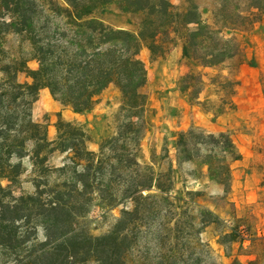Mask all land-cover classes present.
I'll return each instance as SVG.
<instances>
[{"label": "trees", "instance_id": "obj_1", "mask_svg": "<svg viewBox=\"0 0 264 264\" xmlns=\"http://www.w3.org/2000/svg\"><path fill=\"white\" fill-rule=\"evenodd\" d=\"M61 1L0 0V179L9 182L5 190L0 186V249L11 257L3 264H111L120 240L126 239L127 254L153 223L157 225L151 235L159 243L156 249H162L153 257L158 264H218L212 250L199 239L200 229L218 222V216L195 201L198 192L175 191L172 161L165 170H156L153 162L138 161L145 125V97L140 89L146 82L138 54L145 47L152 56L163 57L180 44L181 56L189 64L203 70L220 68L213 75L189 69L176 81L177 90L190 100L198 101L207 92L204 102L220 116L233 109L238 83L221 71L242 64L239 42L223 37L204 22L194 3L177 11L168 0H120V10L141 15L138 31L133 33L114 29L92 15L113 0ZM255 8L258 6H251ZM219 21L230 29L253 24L241 15L220 14ZM8 30L30 43L37 70H29L23 60L4 61L1 35ZM19 73H25L31 82L19 83ZM109 85L121 93L123 120L116 136L104 140L98 153L86 148L87 136L82 129L58 121L57 139L49 141L45 126L31 119L30 111L41 89H48L56 102L74 113H83ZM212 95L214 100L209 98ZM26 144H30V151ZM175 151L177 164L205 167L209 180L223 187L230 182L231 162L240 158L227 133H205L197 128L177 135ZM55 152L69 153V164L51 166ZM24 156L32 164L35 190L29 196L12 198L10 188L17 184L20 172L9 159ZM54 170L70 173L75 181L49 185L47 178ZM116 173L125 178L120 192L112 188L109 179ZM6 196L12 198L11 203L1 202ZM95 201L104 210L126 202L118 221L125 224L120 231L103 237L88 233L84 219ZM8 213L17 216L5 218ZM31 217L46 223L45 240L21 253L29 241L27 230L23 235L12 227L8 230L3 223L22 220L29 227ZM223 236L231 242L244 241L236 229ZM166 242L170 244L164 250ZM127 256L126 264L144 263L141 256L134 263Z\"/></svg>", "mask_w": 264, "mask_h": 264}, {"label": "rangeland", "instance_id": "obj_2", "mask_svg": "<svg viewBox=\"0 0 264 264\" xmlns=\"http://www.w3.org/2000/svg\"><path fill=\"white\" fill-rule=\"evenodd\" d=\"M168 2L177 11H184L190 3H194L204 22L220 31L223 37H234L239 42L243 62L239 66H228L221 71L224 75H231L238 86L233 97V109L215 116L209 109L210 104L204 102L208 96L207 92H203L198 101L190 100L177 90L176 81L189 69L213 75L220 72V68L203 70L189 64L181 56L180 44L163 57H154L143 47L138 58L144 66L146 76L145 85L140 89L145 97L143 112L145 125L140 139L138 161L148 165H152L153 162L156 170H165L172 161L175 191L182 194L184 191L198 192L195 201L218 216L219 221L202 227L199 235L201 243L212 250L218 264H264V0H168ZM119 5L120 0H113L103 11L97 9L92 15L114 29L136 33L141 15L120 10ZM254 5L258 6V9H251ZM220 14L249 17L253 24L241 29H230L219 21ZM1 46L5 62L23 60L29 70L38 69V63L32 56L31 45L24 37L8 30L1 35ZM17 81L24 84L30 83L31 79L25 73H19ZM209 98L214 100L216 97L212 95ZM121 101L120 91L114 85H109L94 97L89 110L74 113L70 108L56 102L48 89L44 88L39 90L30 114L33 122L45 126L49 141L57 139L56 124L63 121L82 129L87 136L86 148L98 153L104 140L116 136L117 127L123 120L119 112ZM191 128L212 134L223 132L230 136L240 158L230 164L228 186L223 187L209 180L205 167L200 168L196 163L175 162L177 135ZM26 148L30 151V144H26ZM106 152L110 157L115 156L112 152ZM67 156L69 153L55 152L50 159V165L54 168L68 165ZM164 156H168V159H164ZM112 163L115 164L114 161ZM9 164L18 167L20 172L17 184L10 188L13 191L11 197L31 195L35 188L29 157L24 156L20 160L11 157ZM119 174L121 177L117 178ZM119 174L109 177L112 180V188L118 192L125 188L123 182L125 178L122 173ZM71 176L70 173L54 170L49 174L47 182L53 185L66 180L75 181ZM8 184L6 179H0V186L4 190ZM176 192L174 194H177ZM11 197H3L1 202L11 203ZM127 208L131 209L132 205L127 204ZM124 210L126 202L112 210H104L102 205L95 201L84 219L88 233L93 237H103L113 230L120 231L125 224H118V221ZM16 216L8 213L5 218ZM24 225L22 220L12 224L3 223L5 228L12 227L14 231L23 235L27 230L29 241L21 253L43 242L46 233L44 230L46 223L40 217H31L28 226L32 229ZM156 225L157 223H153L152 227L147 228L150 233L147 232L139 238L127 254L126 239L120 240L114 248L116 259L111 264H126V255L129 262L134 263V260L141 256L143 264H158L153 257L155 252L162 249H156L159 243L155 236L151 235ZM232 229L241 231L244 241L231 242L229 238L223 236ZM55 231L59 234L57 229ZM33 238H36V241H33ZM173 243L171 241V245ZM169 244L166 242L163 249H167ZM10 259L7 251L0 249V264L8 263Z\"/></svg>", "mask_w": 264, "mask_h": 264}]
</instances>
